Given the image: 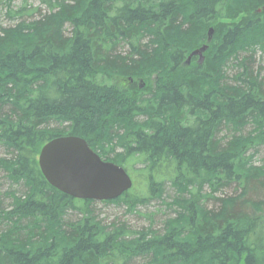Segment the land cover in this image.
I'll list each match as a JSON object with an SVG mask.
<instances>
[{"label": "trees", "instance_id": "1", "mask_svg": "<svg viewBox=\"0 0 264 264\" xmlns=\"http://www.w3.org/2000/svg\"><path fill=\"white\" fill-rule=\"evenodd\" d=\"M41 1L47 15L0 33V170L25 187L0 208V264H264V215L246 209L264 201L245 198L264 189V167L246 155L264 145V0ZM209 28L202 63L187 64ZM59 136L122 149L111 161L139 183L108 203L131 211L167 181L181 195L168 205L176 217L161 233L103 224L94 202L42 177L38 153ZM232 186L240 194L214 196Z\"/></svg>", "mask_w": 264, "mask_h": 264}, {"label": "rangeland", "instance_id": "2", "mask_svg": "<svg viewBox=\"0 0 264 264\" xmlns=\"http://www.w3.org/2000/svg\"><path fill=\"white\" fill-rule=\"evenodd\" d=\"M9 1V4L7 2ZM59 2L63 1L65 3H72L74 0H57ZM9 5V6H8ZM36 10H40L41 15H47L49 13L47 7L41 0H2L0 2V33L3 30L8 28H15L17 24L21 22H30L38 18V14H35ZM8 12V13H7ZM21 12V13H20ZM11 14V15H10ZM67 26L64 29L65 33H68ZM121 48L119 49V51ZM121 51L125 52V49ZM255 61L257 65L264 66V50H257L255 53ZM200 63V62H198ZM202 63V62H201ZM232 73V69L227 67L225 74L229 77ZM264 76V72H262ZM55 126V125H54ZM53 126V127H54ZM56 128V126L54 127ZM251 130L250 126H246L239 132V134L246 135ZM228 137H230L233 132H227ZM225 133H222L223 136ZM103 153H97L104 159L112 160L116 155L122 153L121 148H117L114 153H107V151L101 150ZM115 155V156H114ZM247 156H252L251 165L254 168H263L264 167V145H252L246 152ZM8 154L5 149L0 147V159H6ZM131 166V164H128ZM132 168H138V163H133ZM128 175L134 181L138 182L137 175L128 167ZM163 193L161 198L155 197L151 201L139 204L134 209L129 211L127 207L123 204H114V203H93L92 210L93 214L96 215L97 219L100 220L103 224L109 226H118L125 225L133 230L138 231H150L154 233H161L164 230L165 223L176 217V209L169 207L168 205L173 200L177 202L179 193L170 185L169 182H163ZM254 191L252 190L251 185L246 191L245 198L250 201H264V189L259 187ZM25 187L22 183H12V181L6 175V172L0 170V208L7 210L11 206V196L8 194H14L16 197H20L24 194ZM239 189H235L233 186L224 190V192L215 193L214 196L218 198H225L229 196H237L240 194ZM202 193L206 197L204 198V206L208 210L215 208L218 202L207 198L209 194V188L207 186L202 187ZM180 201V200H179ZM247 211L250 214L255 213L256 215H264V208L261 211L253 210V207H246ZM75 212L67 213L64 219L75 220L77 219ZM4 228V225L0 223V230ZM128 264H151L148 259H133L129 261Z\"/></svg>", "mask_w": 264, "mask_h": 264}, {"label": "water", "instance_id": "3", "mask_svg": "<svg viewBox=\"0 0 264 264\" xmlns=\"http://www.w3.org/2000/svg\"><path fill=\"white\" fill-rule=\"evenodd\" d=\"M211 37L212 29H209L207 44ZM207 44L191 52L187 62L194 56L200 62ZM37 164L51 187L73 199L112 201L132 186L130 177L121 167L102 161L79 137L50 140L40 149Z\"/></svg>", "mask_w": 264, "mask_h": 264}]
</instances>
